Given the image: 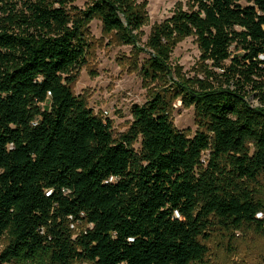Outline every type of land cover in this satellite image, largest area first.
I'll return each mask as SVG.
<instances>
[{
  "label": "trees",
  "instance_id": "trees-1",
  "mask_svg": "<svg viewBox=\"0 0 264 264\" xmlns=\"http://www.w3.org/2000/svg\"><path fill=\"white\" fill-rule=\"evenodd\" d=\"M66 3L0 0V264H206L214 232L264 236V0H193L153 28L152 80L175 37L209 64L179 94L193 136L164 94L115 135L73 92L85 25L131 44L144 17L129 0Z\"/></svg>",
  "mask_w": 264,
  "mask_h": 264
},
{
  "label": "rangeland",
  "instance_id": "rangeland-1",
  "mask_svg": "<svg viewBox=\"0 0 264 264\" xmlns=\"http://www.w3.org/2000/svg\"><path fill=\"white\" fill-rule=\"evenodd\" d=\"M93 0H67V8L85 9ZM144 17L143 25L134 31V42L125 44L114 33H105L97 17L85 25L87 42L85 65L78 71L72 90L83 95L88 106L103 119L112 121L115 135L125 131L132 120L131 107L142 105L152 95L164 94L170 102L169 117L173 125L193 136L197 131L194 108L186 106L181 91L194 88L196 79L204 78L206 65L200 60L195 36L175 37L166 48L167 61L164 81L146 76L151 48L148 45L153 28L180 10H189L193 0H129ZM58 5V3H56ZM121 17H123L121 15ZM194 90V89H193ZM257 105V101L251 98ZM139 148V143L135 145ZM206 154L203 155L205 159ZM264 183V182H263ZM74 232L81 226L73 225ZM213 233L208 242L206 264H264V236L236 231L234 240ZM6 243L0 240V250ZM18 264H35L21 262ZM74 264H88L86 262Z\"/></svg>",
  "mask_w": 264,
  "mask_h": 264
},
{
  "label": "water",
  "instance_id": "water-1",
  "mask_svg": "<svg viewBox=\"0 0 264 264\" xmlns=\"http://www.w3.org/2000/svg\"><path fill=\"white\" fill-rule=\"evenodd\" d=\"M43 109H44L45 111H47V110L49 109V105H48V104L44 105Z\"/></svg>",
  "mask_w": 264,
  "mask_h": 264
},
{
  "label": "built area",
  "instance_id": "built-area-1",
  "mask_svg": "<svg viewBox=\"0 0 264 264\" xmlns=\"http://www.w3.org/2000/svg\"><path fill=\"white\" fill-rule=\"evenodd\" d=\"M72 227H73V225H72Z\"/></svg>",
  "mask_w": 264,
  "mask_h": 264
}]
</instances>
